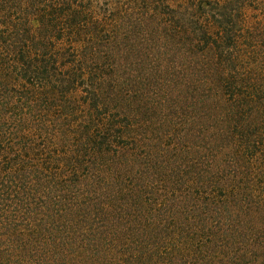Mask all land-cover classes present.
Masks as SVG:
<instances>
[{"label":"trees","instance_id":"16d2710c","mask_svg":"<svg viewBox=\"0 0 264 264\" xmlns=\"http://www.w3.org/2000/svg\"><path fill=\"white\" fill-rule=\"evenodd\" d=\"M104 2L0 0V264H264V0Z\"/></svg>","mask_w":264,"mask_h":264},{"label":"rangeland","instance_id":"374dc122","mask_svg":"<svg viewBox=\"0 0 264 264\" xmlns=\"http://www.w3.org/2000/svg\"><path fill=\"white\" fill-rule=\"evenodd\" d=\"M132 1H135L134 5L130 4V3H132ZM157 1L158 0H150L151 3H154ZM112 2H118L122 6V9H121L122 12L124 11V8L133 7L134 11H132V12L134 14L142 15L145 13L144 5L147 4L148 0H105V2L102 4V6L99 7V10L96 11L94 9V12H97L99 14L101 12H103L104 16L109 18L111 16V13H113V11H114V8H112V5H111ZM248 14H249V19L251 21H254V22H258L259 18L260 19L264 18V15L262 12L258 13V12L249 11ZM143 29L146 30V32L142 31L143 36H145V37L155 36V34L157 33V30H158L157 26H155V22H154V24H152L148 28H146V29L143 28ZM126 43L127 42H125L124 44H126ZM263 45H264V41H263Z\"/></svg>","mask_w":264,"mask_h":264}]
</instances>
